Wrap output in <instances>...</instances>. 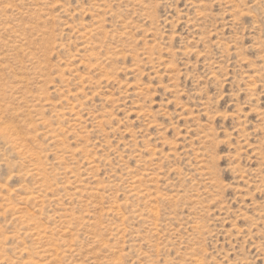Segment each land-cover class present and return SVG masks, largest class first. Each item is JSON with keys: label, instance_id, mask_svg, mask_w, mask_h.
I'll return each instance as SVG.
<instances>
[{"label": "rangeland", "instance_id": "374dc122", "mask_svg": "<svg viewBox=\"0 0 264 264\" xmlns=\"http://www.w3.org/2000/svg\"><path fill=\"white\" fill-rule=\"evenodd\" d=\"M0 264H264V0H0Z\"/></svg>", "mask_w": 264, "mask_h": 264}, {"label": "bare ground", "instance_id": "6f19581e", "mask_svg": "<svg viewBox=\"0 0 264 264\" xmlns=\"http://www.w3.org/2000/svg\"><path fill=\"white\" fill-rule=\"evenodd\" d=\"M72 172V171H71ZM37 198V197H36ZM36 201V200H35ZM137 212V211H136ZM198 260V259H197Z\"/></svg>", "mask_w": 264, "mask_h": 264}]
</instances>
